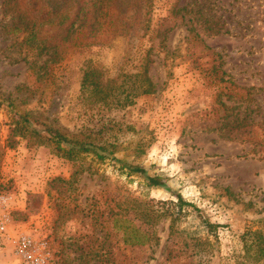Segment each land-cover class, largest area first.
I'll use <instances>...</instances> for the list:
<instances>
[{
  "label": "rangeland",
  "instance_id": "obj_1",
  "mask_svg": "<svg viewBox=\"0 0 264 264\" xmlns=\"http://www.w3.org/2000/svg\"><path fill=\"white\" fill-rule=\"evenodd\" d=\"M148 11L146 29L51 63L5 33L0 0V264H24L19 234L47 241L48 264H238L242 235L264 233V0H152ZM88 62L127 88L146 68L155 91L85 103ZM25 116L107 157H58L14 132ZM131 228L150 240L124 243Z\"/></svg>",
  "mask_w": 264,
  "mask_h": 264
},
{
  "label": "trees",
  "instance_id": "obj_2",
  "mask_svg": "<svg viewBox=\"0 0 264 264\" xmlns=\"http://www.w3.org/2000/svg\"><path fill=\"white\" fill-rule=\"evenodd\" d=\"M151 2L152 0H2V14L10 17V24L4 31L15 37L22 35L21 40L15 43L21 50L33 52L37 57L47 56L46 61L56 63L66 56L70 48L90 47L103 40L132 36L140 24L141 29H146ZM134 10H140V14H133ZM50 29L53 32L46 33ZM135 76L136 82L130 83L127 88L125 83L119 82L120 75L105 78L99 68L88 62L80 82L81 98L88 104L114 103L116 106H126L137 96L155 91L146 68ZM14 130L20 136H29L37 146H51L58 157L67 160H74L81 154H91L98 160L107 157L104 154L107 150L105 146L87 141L81 134L62 132L49 126L39 130L27 116L17 123ZM135 169L145 177L150 187L164 185L159 176H148L145 170ZM176 201L180 208L187 205L181 196H177ZM143 216L150 223L152 215L145 211ZM201 223L205 228L214 227L206 219ZM130 231L133 233L129 232V236L123 238L128 245H144L150 240L135 228ZM242 239L245 242L242 259L245 261L238 264H262L264 233L259 230L246 232Z\"/></svg>",
  "mask_w": 264,
  "mask_h": 264
},
{
  "label": "built area",
  "instance_id": "obj_3",
  "mask_svg": "<svg viewBox=\"0 0 264 264\" xmlns=\"http://www.w3.org/2000/svg\"><path fill=\"white\" fill-rule=\"evenodd\" d=\"M9 202L8 195L0 196V206L5 207ZM7 216L3 214L0 221V233H6ZM14 254L18 256L24 264H48L50 259L47 241L36 242L31 236L19 234L14 241Z\"/></svg>",
  "mask_w": 264,
  "mask_h": 264
}]
</instances>
